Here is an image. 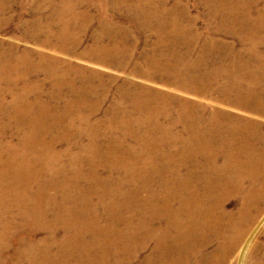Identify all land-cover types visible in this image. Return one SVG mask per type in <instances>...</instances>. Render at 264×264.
I'll use <instances>...</instances> for the list:
<instances>
[{
	"label": "bare ground",
	"instance_id": "obj_1",
	"mask_svg": "<svg viewBox=\"0 0 264 264\" xmlns=\"http://www.w3.org/2000/svg\"><path fill=\"white\" fill-rule=\"evenodd\" d=\"M62 1L54 8L61 21L58 48L73 51L82 41V36L76 33L85 31V26L80 29L79 24L90 19L85 11L79 15L77 5L95 0ZM257 1L264 2L202 0L200 3L211 14L213 32L232 34L244 47L246 37L242 34L248 16L237 7ZM96 3L99 8L106 5L110 11L118 9L132 14L140 28L155 33V46L145 53L146 66L151 70L146 73L148 77L193 87L203 95L210 92L211 86L219 100L246 108H252L248 101L253 96L257 100L260 96L264 98V88L251 91V87L241 82L248 78L263 80L264 67L260 74H248L249 62H224L222 58L227 53H221L220 48H229L228 42L205 40L200 45L202 53L189 59L196 52L202 34L183 24L189 16L185 6L179 9L174 4L166 9L163 3H168L167 0H96ZM218 6L228 7L229 11L215 8ZM262 18L264 13L259 19ZM74 23L77 27L71 31ZM123 30L111 23L97 30L93 35L97 43L87 54L103 64L127 66L133 51L120 40ZM258 30L255 26L251 31ZM106 38L112 40L111 45L105 44ZM248 40L253 50L262 42L255 37ZM216 48L219 51L213 53ZM160 53L164 58L156 61L154 56ZM42 59L45 58L41 57L39 64H29L24 58L14 62L9 55L0 53L3 90L0 130L15 122L24 131L20 147L7 143L0 149V264H18L21 260L27 264H112L114 256L113 264H123L145 248L148 251L144 264H189L210 245L214 247L205 253L203 264H223L232 254L242 263L246 256H256L264 244V237L253 236L259 224L264 233V135L256 133L250 122L244 128L227 125L222 132L217 127L220 112L212 110L210 125L200 130L197 123L202 118L198 116L203 109L201 104L172 102L162 93H152L143 86L132 92L118 88L119 98L129 101L131 110L109 107V124L102 129L107 130L108 136L115 127L127 135L132 132L138 136L135 140L140 147L132 140L134 144L128 142L123 148L88 145L82 148L83 153L74 152L73 148L57 150L53 145L65 139L69 128L84 133L96 128L88 121L96 114L99 101L87 105V100L97 90L105 91L106 85L94 83V71L89 73L72 65L58 70L42 64ZM212 61L216 64L204 71ZM250 62L263 66L264 58ZM40 72L53 80L48 100L65 98L61 112L43 103L39 89L42 82L32 78ZM220 77L225 82L217 84ZM19 84L21 88L15 90L14 86ZM33 87L37 89L33 91ZM4 88L9 90V99ZM64 89L66 93L61 94ZM5 103L10 104L9 108ZM75 110L86 111L87 118L75 117ZM258 112L264 114V103ZM162 117L164 120L159 119ZM83 120L87 124L79 126ZM179 124L181 130L176 129ZM179 131L188 132L189 138L178 139ZM45 135H49V141L44 139ZM67 155L71 169L58 164ZM101 159L109 169L108 175H101L97 164ZM164 171H169V177L162 175ZM115 173L123 174L124 178L115 180L112 177ZM59 176L62 180L56 181ZM80 180L88 186L82 187ZM233 197L240 202L235 211L227 209V202ZM137 210L140 216L135 221L132 212ZM43 230L48 231L54 242L56 235L63 232L59 243L62 248L55 251L56 256L48 254L46 237L35 239ZM11 231L15 232L18 245L5 254ZM23 237L29 240L31 249L20 245ZM74 252H79V256Z\"/></svg>",
	"mask_w": 264,
	"mask_h": 264
},
{
	"label": "rangeland",
	"instance_id": "obj_2",
	"mask_svg": "<svg viewBox=\"0 0 264 264\" xmlns=\"http://www.w3.org/2000/svg\"><path fill=\"white\" fill-rule=\"evenodd\" d=\"M72 3H76V0H70ZM92 1V0H90ZM168 3H163L166 9L172 8L174 4H176L179 9L184 6L189 11V16L183 20V24L192 29V31H197L202 34L201 40L199 41V46L196 52L189 58L193 59L200 55L201 52V44L205 42V40L209 39H218L216 42L226 41L229 43V48L221 47L220 52L227 56L222 58L224 62H249L251 66L247 67V73L253 74L254 72H262L264 67L257 64V62H250L256 58H264V18H261V14L264 13V2L257 1L254 4L248 5H240L238 6V10L247 12V20L244 25L243 33L246 37L244 41V47L241 43H239V38L233 36L232 34L220 33V31L213 32L214 30V21L211 18V14L208 9L200 3L202 0H167ZM107 2V1H106ZM60 3H64L62 0H0V53L4 55H9L14 62L18 61L20 58H24L28 60V63L31 64L36 63L39 64L42 59V64L44 65H52L54 67H58V70L65 69V67L72 65L79 68H84L90 71L96 72L93 76L94 83L96 84H105V91L102 90L96 91L93 95L87 100V105L98 103V109L96 114L93 117H90L89 124L96 125L89 133L77 132L72 129H68L67 135L65 139L62 141H57L55 143L54 148L57 150L64 151L67 148H73L74 152H82V148H86L90 145L92 148H123L122 145L126 143H135L140 147L139 143L135 140L138 139V136H134V133L126 134L119 127H115L114 131L110 133L108 136L107 130H103L102 127L108 123L110 118L109 107L119 106L122 108H126L129 112L131 109L130 102L125 98H119L118 88H122L124 90H130L131 92L134 90H139L141 86L146 87L147 90L154 92L162 93L161 96H166L168 100L172 102H181L185 103H198L203 106V109L199 113V117H202L197 126L200 130H203L204 127L210 125L209 114L212 110L219 111V125L217 126L220 131L222 128H227V125L233 124L238 125L241 128H244L248 122H250L256 131V133L264 135V114L258 112V108L262 103H264V98L260 96L257 100L256 97L253 96L248 102L252 106V108H246L242 105H237L233 102L229 101H221L219 100V96L216 90L212 89L210 86V92L206 94H201L199 91H196L193 87H182L176 86L170 83H167L163 80L157 79L155 77L150 78L146 74L151 70L146 66L147 57L145 55L146 52L152 51L153 46L156 43V35L154 32L149 31L147 29H142L137 25V20L133 18L132 14H128L123 11H119L116 9L115 11H110L109 6L103 5L99 8L96 4V0L94 2H88L86 4L77 5V10L79 15L85 11L90 19L83 21L79 24V27L85 28L84 33L77 32L76 34L82 36V41L77 49L73 51H62L58 47L60 44L59 38V30L61 29V21L56 17L54 8H56ZM68 4H70L67 1ZM224 7V6H223ZM226 7V6H225ZM223 9V11H229L227 9L222 8L221 6L215 7ZM215 18V17H214ZM217 19V18H216ZM102 20V21H99ZM104 20V21H103ZM218 21V20H217ZM89 22V23H87ZM100 22V23H99ZM109 23L118 25V27L123 28L124 32L120 33V40L123 42V45L127 48H132L131 59L126 66V64L122 67H118L116 65L103 64L96 60L94 57L89 56L87 53L89 50H92L97 43L94 40V33L97 30H101L102 27L107 26ZM82 25V26H81ZM84 25V26H83ZM259 29L256 33H252V29ZM71 31H74V28L77 25L71 24ZM99 28V29H98ZM137 30V31H136ZM128 31V32H127ZM134 31V32H133ZM131 32V33H130ZM210 34V35H209ZM127 35V36H126ZM80 36V37H81ZM210 37V38H209ZM253 37L261 39L262 42L257 46V50L251 49V41L248 39H252ZM125 42V43H124ZM105 44L111 45L112 40L110 38H106ZM128 44V45H127ZM131 46V47H130ZM246 46V48H245ZM145 51V52H144ZM219 50L216 48L213 49V53H217ZM199 52V53H197ZM25 53V54H24ZM144 53V54H143ZM240 54L239 55L237 54ZM43 55V56H42ZM142 55V56H141ZM158 55V56H157ZM31 58H30V57ZM144 56V57H143ZM157 56V57H156ZM160 56V57H159ZM163 57V56H162ZM160 54H156L154 59L156 61L163 60ZM55 58V59H54ZM144 58V59H143ZM47 59V60H46ZM50 59V60H49ZM211 61V57L209 58ZM144 61V62H143ZM51 62V63H50ZM54 63V64H53ZM216 64L215 61L209 63L208 67L204 70L208 72L211 70L210 65ZM66 65V66H65ZM139 66V67H138ZM133 67V68H132ZM136 67V70H135ZM256 67V68H255ZM259 68V69H258ZM147 71H146V70ZM254 69V70H253ZM200 70H203L201 68ZM208 70V71H207ZM256 70V71H255ZM146 71V72H145ZM87 72V71H86ZM239 74V72H237ZM264 75V72H263ZM33 79H38L42 82L40 85V90L42 91V99L43 103L47 104L53 111H60L63 105L66 103L64 101L65 98H52L51 101L48 100L50 90L52 89V79L45 75L43 72L35 73L32 75ZM258 78H261L259 76ZM225 79L220 77L218 79L217 84L224 83ZM242 85L246 87H251V91L257 88H264V79L260 80L257 78H248L245 81H241ZM3 86V83L1 82ZM5 85V84H4ZM5 87V86H3ZM7 88V87H6ZM6 88V96L8 99L10 98L9 90ZM21 85H15L14 89L19 90ZM102 88V87H101ZM37 88L33 87V91ZM189 89V90H187ZM119 90V89H118ZM194 90V91H193ZM3 92V90L0 89ZM66 89L62 91L61 94L66 93ZM250 91V92H251ZM199 92V93H198ZM259 92V91H258ZM198 93V94H197ZM160 99H165L161 97ZM115 101L114 104H112ZM191 101V102H190ZM10 102V101H6ZM163 103H169V101H161ZM254 103H256L254 105ZM6 108H9V103H5ZM120 104V105H118ZM259 104V105H258ZM55 105V106H53ZM258 105V106H256ZM1 106V105H0ZM107 109V110H106ZM9 112V111H8ZM75 117H79V119H84L83 116H88L86 111L75 110ZM132 115V114H131ZM86 116V118H87ZM134 116V115H132ZM69 117V116H68ZM160 120L163 119L159 118ZM164 120V119H163ZM83 122V123H82ZM234 122V123H233ZM80 122L78 121L75 126H77ZM236 123V124H235ZM86 121H81L79 126L86 125ZM109 124V123H108ZM120 124V123H119ZM7 125V124H6ZM245 125V126H244ZM78 128V127H77ZM74 129V128H73ZM177 130H181V124H179L176 128ZM223 132V131H222ZM179 138L187 140L189 138V133L186 131H179ZM24 135L23 129L17 127L15 122H11L9 126L7 125L4 130H0V149L5 148L2 146L3 144L12 143L16 147H20L22 143V136ZM91 135V136H90ZM44 139L49 141V135H45ZM134 140V141H132ZM220 141V139H218ZM183 147V146H182ZM81 148V149H80ZM132 149H140V148H132ZM5 151V150H4ZM83 153V152H82ZM109 155H112L113 152L108 151ZM7 152H4L6 155ZM63 157V156H61ZM100 157V156H98ZM59 165L65 166L68 169H71L69 156H64L63 160L58 162ZM98 166L101 168V175H108L109 169L104 164V161L101 159L97 162ZM85 173L87 172L86 166L84 167ZM87 176V174H85ZM162 175L167 178L169 177V171H164ZM115 180L118 178H124L123 174L112 176ZM62 180V177H57L56 181ZM114 182V181H112ZM79 183L82 187L88 186V183L84 180H80ZM94 199V198H93ZM96 201V199H94ZM93 201V203H94ZM240 204L239 198L233 197L227 202V209H231L235 211ZM98 209H101V206H97ZM236 207V208H235ZM133 219L136 221L140 216V211L132 212ZM52 216V214L50 215ZM49 216V217H50ZM262 227V226H261ZM260 224L256 227V230H253V236L258 237V235L264 237V233H262V228ZM255 229V228H254ZM20 232V231H19ZM258 232V233H257ZM19 234V233H17ZM21 234V232H20ZM11 241L9 242V247L5 249V254H10V250L13 247L17 246L18 243L14 240L15 232L11 231ZM29 235V233H28ZM63 232H59L54 242L50 237L49 233L46 230L39 231L35 239H42L46 237L45 244L49 246L48 254L50 256H56V250L62 248L59 243H61ZM30 237V236H29ZM29 240L26 237L22 238L20 245L24 248L29 247ZM56 244H59L57 247ZM214 246L210 245L208 249H204L203 252L199 253V257L189 263V264H203L205 253L207 254ZM31 249V248H30ZM79 251V250H78ZM148 251V248L144 250H140L137 256L133 257L134 259L129 263L123 264H144L143 260ZM264 244L260 246L257 250V254L255 257L250 258L248 256L245 257V263L239 261L236 255H230L225 263L223 264H264ZM76 256H79V252H74ZM202 255V256H201ZM65 257V256H64ZM60 257V259L64 258ZM115 256L113 257V262ZM263 260V261H262ZM18 264H27L25 260H21L17 262Z\"/></svg>",
	"mask_w": 264,
	"mask_h": 264
}]
</instances>
